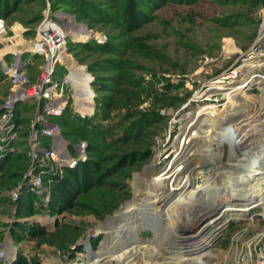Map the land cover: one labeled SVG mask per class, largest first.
I'll use <instances>...</instances> for the list:
<instances>
[{"label": "rangeland", "instance_id": "1", "mask_svg": "<svg viewBox=\"0 0 264 264\" xmlns=\"http://www.w3.org/2000/svg\"><path fill=\"white\" fill-rule=\"evenodd\" d=\"M13 1L16 0H8L12 4ZM4 7L1 6L0 19L5 23L6 40L0 45V80L6 77L3 66L13 60H9L13 56L4 54L5 50L13 46L30 48L43 22L45 34L61 31L65 52L90 81L94 110L96 106L100 109L96 117H90V133L66 139L69 148L86 144L85 161L66 172L80 170L85 164L88 167L72 178L67 188L57 192L59 201L54 204L53 189L50 201L43 204H47L46 208L36 210V197L30 193L11 203L10 189L29 166L25 148L9 155L13 158L9 163L2 162L0 241L5 257L0 264H13L17 257L24 264H144L151 258L174 261L196 251L223 253L241 230L242 239L247 221L239 219L240 206L234 204L232 211L218 216L223 227L219 234L217 227L198 246L171 255L168 251L172 248L162 239L165 222L161 216L176 195H166L160 189L155 192L152 209L149 208L145 200L155 186L147 181V176L152 166L153 172H160L153 160L162 150V143L173 142L179 134V127L172 120L174 113L179 117L197 111L189 134H183L182 140L197 134L209 146L211 155L199 157L202 165L195 172L206 177L194 186L202 181L207 184L218 167L224 165L214 168L217 159L225 164L233 161L237 167L249 165V161L252 165L251 142L238 148L236 142L228 148L222 143V136L227 133L224 121L229 119L223 112L225 98L214 102L212 97L243 92L248 120L252 122L248 135H263L264 140V131L260 134L258 128L262 122L255 117L263 107L261 89L250 81L255 73L264 74V38L257 52L249 54L260 33H264V0H18L12 8ZM89 43L98 47L79 46ZM29 56L28 52L23 53L21 61L32 73L38 72L41 56H31V65ZM237 66L241 71L237 77L229 78ZM66 67L57 66L58 81L69 73ZM4 86L6 90L8 85L2 84L1 89ZM197 93V97L205 96L203 103L195 101ZM66 94L71 99L66 116L71 118V89ZM204 103L209 110L203 109L207 106ZM16 110V124L25 139L36 109L31 103H19ZM208 111L211 118L204 114ZM205 117L209 118L208 124L202 125ZM42 145L48 147L49 141L43 140ZM262 149L257 148V153ZM242 153L248 159L244 160ZM163 154L167 159L172 155L169 151ZM189 164L185 157L173 168L178 173L182 168L186 171ZM260 167L264 168V163ZM66 172L62 179L53 181V188ZM175 176L160 172L165 186L180 181ZM28 205L32 213H20Z\"/></svg>", "mask_w": 264, "mask_h": 264}, {"label": "bare ground", "instance_id": "2", "mask_svg": "<svg viewBox=\"0 0 264 264\" xmlns=\"http://www.w3.org/2000/svg\"><path fill=\"white\" fill-rule=\"evenodd\" d=\"M263 26L264 25H262V27ZM47 29L49 30V28ZM261 31H264V27ZM51 38L55 42L60 43L59 40L63 39L61 31H54V34H51ZM258 38L257 45H254L249 54H255V52H257V47L262 44L260 40L264 38V33H260ZM51 48H53V46H51ZM15 49L16 50H14V48H8L5 50L4 54H10L7 53L8 51L13 54L17 53L16 51L18 49ZM58 51L60 55L59 58H62L61 63L63 65L65 63L70 69L69 70L64 65V67H66L67 71L69 72L66 75V78L68 80L67 82L69 83L68 85L73 92L74 110L76 113L84 116L85 118H90L91 115H94L95 113L93 106L94 101L92 100L93 94L91 93L89 86L90 81L83 75L82 70L72 62L71 58L66 54L62 46ZM240 71L241 69L237 66L228 77L235 78L237 77V73ZM250 81L256 82L261 89V102L263 103V107L260 108L259 114L257 113V116L255 115V117H259L258 122H262V124L258 126L259 133L261 134L264 131V74H262V72H257L250 78ZM205 83L206 82L199 86L198 92ZM203 94H205V92H203ZM228 94L229 93H227V95ZM197 95H199V93H197L196 97H194L195 101H200L203 103L205 96L197 97ZM244 95L245 94L243 92H239L228 97L213 96L212 101L217 102L225 98V103L222 104V106H226V110H223V112L229 118L224 121L226 122L225 124L227 126V133L224 134L225 136H222V139L224 138L222 143L226 144L225 148L232 147L230 145H233L235 142L236 144H239L237 148L240 147V145L244 146L246 143L251 142L253 144L252 154L255 155L251 157L253 158L252 165H250L251 161H249V165L244 166L245 163H243L241 166L237 167L235 166L236 163L232 164L233 161L229 163L226 162L227 164H225V161H222L224 163H219L217 159L214 163V168H216V166L218 167L220 164L224 165L218 167L219 169L217 168L218 170L211 175L210 181H208L207 184L203 183L202 181L200 184L194 186L197 181H201L200 179L203 178V176L206 177V175H196L195 172L200 169V166L202 165L199 157L202 155L203 158H207L211 155L208 151L209 146L204 144L201 136H197V134L189 135L187 140L184 142L182 140L184 136L183 134L186 132L188 133L189 131V126L193 121L192 118L195 119L198 112L196 111L194 114L186 112L179 117H176L177 114L174 113L172 116V120L176 124L175 127H179V134H177L176 140H172L173 142L169 143L165 141L166 143H162V150H159L156 154L153 160V165L158 164L159 170L160 172H163V175H177L175 177L180 178V181L174 184L172 183L169 186H165L162 177H160V172L158 174L156 171L153 172L152 166V168L149 169L147 181L152 182V185L155 187L154 191L150 193L145 200L147 206L152 209L155 192H159L160 189L166 195H176V197L170 201L171 204L167 206L161 216V220L165 222L164 226H162L165 228V231L162 229V239L172 248L170 251L167 250L171 255L177 256L181 253V249L191 248L192 245L195 244L198 246L203 238L206 237L210 231L215 230L217 227L219 228L216 230V233L218 232L219 234L223 227L221 224L222 220H220V217L218 216L222 217L224 214L232 211L231 208L234 206V204L240 206V209H238L239 211H245L254 208L257 206L256 203H260L261 205L264 204V202H257V196H262V199L259 200L264 201V168L260 167V164L264 163V150L262 149L263 151L260 153H257L256 151L257 148H264V140L262 138L263 135H258L255 137L248 135L250 129L249 124L252 122L248 120V106L247 103L244 102ZM208 107L209 105L205 106L203 109L209 110ZM209 112L210 111L204 114H206L207 117H210ZM223 112L222 115H224ZM207 117L201 120L202 125L208 124L207 121H209V118ZM165 151L171 152L172 155L169 159H167L168 157H166V155L163 156ZM242 154L244 155V160L248 159L244 153ZM185 157H188L190 164L186 168V171L182 168V171H178L177 173L173 168V165H175L178 160H181ZM208 162H210L209 159ZM186 165L187 164H185V166ZM235 201L241 202L239 203ZM211 214H213V216ZM157 223L158 222H155V224ZM153 228L156 229L157 226H153ZM248 228H253V226H248ZM241 231L236 233V236L232 238L230 248L223 253L212 251H196L197 253H191L189 256L180 257L179 260L162 261L151 258L144 264H229L230 260H235L230 264H237V254L235 252L239 251L243 246L242 244L238 245L243 241L241 238H239V235L242 233ZM133 252H136V250H133Z\"/></svg>", "mask_w": 264, "mask_h": 264}, {"label": "built area", "instance_id": "3", "mask_svg": "<svg viewBox=\"0 0 264 264\" xmlns=\"http://www.w3.org/2000/svg\"><path fill=\"white\" fill-rule=\"evenodd\" d=\"M42 27L43 22L30 48L13 46L14 50L18 49V54L7 52L10 53L8 55L13 56V60L2 69L3 74L8 78L10 91L2 100V104L0 103V188L2 162L9 155L21 153L22 148H25L29 166L21 180L10 189L9 198L11 203H15L25 193H30L36 197V200H33L36 210L41 206L47 207V204L46 206L43 204L50 201L53 181L62 179L66 170L76 167L86 159V144L80 143L69 148V142L63 137L61 125L51 121L54 118H61L66 112L71 100L66 91L71 88L66 75L61 81L56 78L57 66L64 67L58 51L61 46L65 48L63 39L59 40L60 43L55 42L51 38V33L45 34ZM5 40L6 27L4 21L0 19V45ZM25 52L42 58V64L34 80L30 79L28 69L21 61V55ZM71 97L74 101L73 92ZM93 98L94 95L92 100ZM19 103H31L36 109L25 139L21 138L15 120L16 106ZM73 112L72 117L85 118L75 112L74 105ZM46 139L49 141L48 147L42 145V141ZM257 202L264 201L258 199ZM256 204V207L248 209L252 213L247 214L248 210H245L239 211L238 214L241 216H238L239 219H245L247 223L243 227V241L238 244L243 246L235 252L237 264H264V206L260 203ZM244 213L246 215H243ZM1 242L0 262L5 257ZM230 261L229 264L235 260Z\"/></svg>", "mask_w": 264, "mask_h": 264}, {"label": "trees", "instance_id": "4", "mask_svg": "<svg viewBox=\"0 0 264 264\" xmlns=\"http://www.w3.org/2000/svg\"><path fill=\"white\" fill-rule=\"evenodd\" d=\"M17 1L18 0H16L15 2L13 1V4H12L11 2L9 3L8 0H2V2H0V15L2 12V8H3V7L1 8L2 5L3 6L5 5L4 8L10 9L14 5H16ZM89 45H91V44L90 43L89 44H79V46H81V48H89L90 49V48H94L95 46L98 47L95 44H92V45H95L93 47L89 46ZM98 103H97V105H98ZM99 109H100V106H96L95 113H94L95 117L97 116V112L99 111ZM66 113L67 112H65L61 118L57 119V123L61 125L62 129H64L63 135L65 136V139H69L70 136L72 137V136L79 135L82 133H90V131L92 130V127L91 128H88V127H90L89 123L91 122V120H90L91 118H80V117L69 118L66 116ZM98 138L99 137H97V140H98ZM11 159H13V158L8 156L5 159L4 163L5 164L9 163ZM86 166H87V164L83 165L82 166L83 168L80 167L81 168L80 170L76 169V170H69L66 172L65 178L62 181H60L59 183H57L55 185V187L53 188L52 192H54V193H53L52 200H51V202H53V204L55 202L59 201V198H58L59 194H57V192H60V190L62 188H64V189L67 188L68 184L70 182H72V180H73L72 178L80 176L82 174V171H83V173L86 172L87 171L86 168L88 167V166L87 167ZM77 170H78V172H77ZM28 202H30V201H28ZM21 206H23V204H21ZM22 209L25 211L21 212ZM23 212H26L27 214L28 213L31 214L32 210H31L30 206L28 205V206L22 207L20 209V213H23ZM13 264H24V262H23L21 257H17L16 262Z\"/></svg>", "mask_w": 264, "mask_h": 264}, {"label": "crops", "instance_id": "5", "mask_svg": "<svg viewBox=\"0 0 264 264\" xmlns=\"http://www.w3.org/2000/svg\"><path fill=\"white\" fill-rule=\"evenodd\" d=\"M29 57H30V58H28V62H29V65H31L30 62H33V61H32V60H33V57H32V58H31V56H29ZM9 60H12V57H10ZM41 64H42V62H41ZM27 69H28V68H27ZM37 73H38V72L32 73L31 70L28 69V74H29V77H30L31 80H34V79L36 78ZM0 77H1V72H0ZM0 79H1V78H0ZM2 84H7V85H8L6 90H5V87H6V86H4V89H1V85H2ZM9 89H10V84H9L8 79L5 77L2 81L0 80V101H1V100L4 98V96L8 93ZM5 91H7V92L5 93ZM3 92H4V93H3ZM0 192H1V188H0ZM4 195H7V193L5 192ZM3 200H5V199H3ZM0 202H1V194H0ZM0 217H1V215H0ZM0 219H1V218H0Z\"/></svg>", "mask_w": 264, "mask_h": 264}]
</instances>
